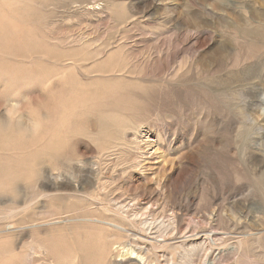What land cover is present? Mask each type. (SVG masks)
Here are the masks:
<instances>
[{"label": "rangeland", "instance_id": "rangeland-1", "mask_svg": "<svg viewBox=\"0 0 264 264\" xmlns=\"http://www.w3.org/2000/svg\"><path fill=\"white\" fill-rule=\"evenodd\" d=\"M206 240L264 264V0H0V264Z\"/></svg>", "mask_w": 264, "mask_h": 264}, {"label": "bare ground", "instance_id": "bare-ground-1", "mask_svg": "<svg viewBox=\"0 0 264 264\" xmlns=\"http://www.w3.org/2000/svg\"><path fill=\"white\" fill-rule=\"evenodd\" d=\"M229 59V58H228ZM222 65V64H221ZM248 76L247 77H250L249 75V73L247 72L246 73ZM246 74H244V75H246ZM233 80L235 79V75L234 76H232L231 77ZM245 80V79H244ZM226 88H228L229 86L227 85V86H225ZM231 88V87H230ZM260 99H258L257 101H259ZM257 101L255 102V103H257ZM177 218H178V216H176V215H173L172 216V218L171 219H169V221H168V223L166 224V222H163L162 224H160V225H158L159 227H157V230H155V233H157L156 235H158L157 237H159V236H162V238L161 239H159L158 238V240L156 239V238H154V239H156L157 240V243L158 244H161L160 246H164L165 245V243H166V241H167V239H166V237L168 236L167 235V233H166V237H164L165 236V234H163V235H161V233H163V232H165L166 230L165 229H167L170 225H171V223H175L176 222V220H177ZM150 223V222H149ZM147 224V223H146ZM172 226V225H171ZM153 227H155V226H153ZM149 229H152L151 227H149ZM171 230H173V229H171ZM168 231V230H167ZM159 233V234H158ZM169 233H170V231H169ZM184 233V232H183ZM196 233H197V231H196ZM216 233H218L219 234V231L218 232H216ZM188 234V233H187ZM210 234V233H209ZM213 234V233H212ZM191 235V234H190ZM199 235V234H198ZM216 235V234H215ZM170 236V235H169ZM153 239V240H154ZM204 239V238H203ZM207 239H209V238H207ZM155 240V241H156ZM193 240V239H192ZM174 241V240H173ZM178 241V240H177ZM209 241V240H208ZM207 240L206 241H201V243H194V244H192V245H190V246H184L183 247V249H185V251H184V255H185V259L187 260V263L186 264H191L193 261H194V256L196 255V253L197 252H199V251H203V252H205L206 254L207 253H209V251H210V249L211 248H209L210 247V243L208 242ZM208 242V243H207ZM210 242H213L214 243V241H210ZM240 246H242V243H240ZM212 247V246H211ZM139 248H141V247H139ZM148 249V248H147ZM242 249V248H241ZM148 251V250H147ZM157 251H159V250H157ZM131 252L132 253H136L139 257H141L142 259H143V255H142V251H136V249H134V248H132L131 249ZM182 252V251H181ZM145 255V254H144ZM207 256V255H206ZM238 256V255H237ZM157 259L158 260H160V262L161 263H163V264H176L175 262H174V260H173V258L172 257H170L169 255H167V254H163V252H162V254H157ZM137 261V260H136Z\"/></svg>", "mask_w": 264, "mask_h": 264}]
</instances>
